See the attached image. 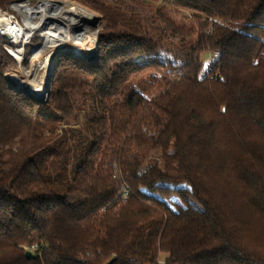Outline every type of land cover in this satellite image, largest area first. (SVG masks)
Masks as SVG:
<instances>
[{"label":"trees","instance_id":"trees-1","mask_svg":"<svg viewBox=\"0 0 264 264\" xmlns=\"http://www.w3.org/2000/svg\"><path fill=\"white\" fill-rule=\"evenodd\" d=\"M76 1L98 53L58 57L45 102L8 84L0 34V264H264V0Z\"/></svg>","mask_w":264,"mask_h":264},{"label":"rangeland","instance_id":"rangeland-1","mask_svg":"<svg viewBox=\"0 0 264 264\" xmlns=\"http://www.w3.org/2000/svg\"><path fill=\"white\" fill-rule=\"evenodd\" d=\"M41 1L42 0H21L11 3L8 7L0 8V26L4 24L2 22L6 21V18H8L10 15H14V17H16L22 24L25 32L24 34L28 36V38L25 37L26 44L25 46H23V39H21V41L17 39V41L19 42L15 43L12 41V38L10 36L8 37L7 35H5L7 40L9 41V44L5 45V49L15 61V63L9 64V68L5 73V78L8 84L12 88L20 91L25 90V86L29 84V82H31L33 85H39L41 79L45 74L44 70L47 68L48 76L45 75L46 77L44 82V88L45 90L47 89L46 93H44V95L40 97H34L29 93V95L36 98L35 100H37L38 102H45L49 97V82L53 77V66L58 57H60L61 55L79 56L82 58H92L96 56L98 53L99 33L103 30L106 23L103 20L102 13L100 11L92 9L76 0H53L61 1L63 4L68 6L73 4H80L79 6L85 7L89 10V13L91 15L95 16V20L92 21V23L87 24L86 27L81 29L72 28L68 33V36L71 39L82 32L85 34L87 39L84 37V39L80 40L79 44L75 43V41L63 42L58 44L59 42L51 40L53 39V37L46 35V31L49 30L48 28L50 27V24H37L39 21V16L37 15L35 16L36 18H32L34 25L28 26V19L25 17V13L23 11L21 12L15 9L13 6L15 4L24 3L28 6V10L32 11L40 5ZM106 1L111 3V1L114 0ZM136 1L138 2L141 0ZM128 3L130 2L128 1ZM159 6V4L152 2V6L146 7L147 9L136 8V10L132 11L133 8L131 7V13L136 12L143 19H147L148 17L154 15V12L159 9ZM164 11L178 22L192 23L193 21L192 14L188 11L182 9H172L169 7L165 8ZM150 20L152 21L151 18ZM0 28H2V26ZM51 30L53 31V29ZM55 30L56 29H54V32L59 34V30H56L57 32ZM173 41V45L176 46L175 44L178 43V40ZM14 53L16 56H14ZM38 55L40 56L42 61L36 60V57ZM214 57L215 55L203 57V67L201 70V75L208 68L210 62L213 61ZM168 73V71H164L162 68L152 66L149 69L144 70L143 72L133 74L130 80L133 85H141L145 89L144 91L148 98H154L162 90V78L165 74L168 75ZM161 258L164 260L165 255L163 254ZM163 260H161L160 264H163Z\"/></svg>","mask_w":264,"mask_h":264},{"label":"bare ground","instance_id":"bare-ground-1","mask_svg":"<svg viewBox=\"0 0 264 264\" xmlns=\"http://www.w3.org/2000/svg\"><path fill=\"white\" fill-rule=\"evenodd\" d=\"M79 5L73 4L68 6L63 4L61 1L42 0L40 5L32 11L28 10V6L24 3L15 4L13 6L15 9L25 13L24 15L28 19V26L34 25L32 18L37 15L39 16V21L38 23L36 22L37 24H50V27L48 28L49 30L46 31V35L53 37V39H51L52 41H57L59 42L58 44L75 41V43L79 44L80 40L84 39V37L86 38L85 34L81 32L74 38L70 39L68 36L69 31H71L70 29L84 28L87 26V24H90L95 20V16L91 15L88 9ZM3 29L4 31L10 33L16 31V29L9 23L4 24ZM51 29H53V31ZM54 29L59 30V34L55 33ZM36 60L42 61L39 55L36 57ZM44 71L45 74L43 73L44 76L41 79L39 85H33L31 82H29V84L25 86V89H29L28 91L37 97L43 96L45 93L44 82L46 77L45 75L48 76L47 68Z\"/></svg>","mask_w":264,"mask_h":264},{"label":"built area","instance_id":"built-area-1","mask_svg":"<svg viewBox=\"0 0 264 264\" xmlns=\"http://www.w3.org/2000/svg\"><path fill=\"white\" fill-rule=\"evenodd\" d=\"M2 23H4V24L9 23L11 26H13L16 29L17 32L14 31L13 33L12 32L10 33V32L4 31V29H3L4 24H3V25H1L2 28H0V33L7 35L8 37L10 36L12 38V41L15 43H17V42L21 41V39H23L22 43H23V46H25V44H26L25 37L28 38V36L26 34H24L25 33L24 28H23L22 24L18 21V19L16 17H14V15H10L8 18H6V21H3ZM17 39H19V41H17ZM14 56H16L15 53H14ZM120 197H121L122 201L128 200L129 187L124 186L122 188V191L120 193ZM38 249H39L38 246L35 244L28 247V251H30L32 254L36 253Z\"/></svg>","mask_w":264,"mask_h":264},{"label":"water","instance_id":"water-1","mask_svg":"<svg viewBox=\"0 0 264 264\" xmlns=\"http://www.w3.org/2000/svg\"><path fill=\"white\" fill-rule=\"evenodd\" d=\"M47 90V89H46ZM46 90H45V93H46ZM25 93H30L31 95H33V93H31V92H29L27 89H25V90H23ZM34 97H36L35 95H33ZM32 96V97H33ZM26 257L28 258V259H30V258H32V257H34V255L30 252V251H27L26 252ZM112 262L113 261H109L108 263H106V264H112Z\"/></svg>","mask_w":264,"mask_h":264}]
</instances>
